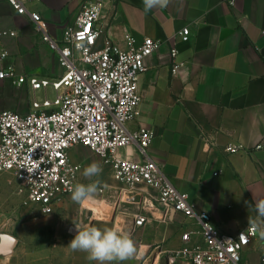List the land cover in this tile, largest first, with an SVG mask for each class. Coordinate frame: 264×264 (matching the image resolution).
Listing matches in <instances>:
<instances>
[{"label": "crops", "instance_id": "0c3cea01", "mask_svg": "<svg viewBox=\"0 0 264 264\" xmlns=\"http://www.w3.org/2000/svg\"><path fill=\"white\" fill-rule=\"evenodd\" d=\"M83 0H26L28 11L37 12L54 39L78 15ZM169 0L167 7L145 12L143 0H104V29L96 48L112 43L127 50L125 35L139 45L144 37L161 42L160 48L145 59L146 70L138 78L141 102L126 127L129 131L146 128L155 136L148 148L172 184L188 195L196 211L210 215L212 225L221 233L233 234L256 217L255 201L264 199V149L254 146L264 138V0ZM188 28V40L178 31ZM14 30L15 37L0 40L9 56L3 65H14L18 74L57 71L56 55L42 42L27 15L16 14L7 0H0V31ZM175 45L179 64L171 73L170 49ZM61 72V69H60ZM50 77V76H49ZM3 95L0 111L28 110L29 94L8 80H0ZM33 95V94H32ZM241 146L229 153L227 146ZM78 153L107 166L108 179L101 182V201L108 214L95 215L86 209L77 216L70 196L61 199L52 213L68 214L82 226L119 229L130 234L139 256L113 264H187L174 252L180 248L181 235L198 231V222L180 214L163 215L154 194L146 188L134 200L112 177L109 165L93 159L82 146H74L69 158L75 164ZM122 157L140 160L135 146L120 151ZM5 182L13 176L3 174ZM245 202H248L247 204ZM82 208L83 204H81ZM148 220L133 226L136 212ZM72 213V214H71ZM192 243L200 236L191 237ZM87 253L72 251L69 264H97ZM264 239L259 235L241 253V264H260Z\"/></svg>", "mask_w": 264, "mask_h": 264}, {"label": "built area", "instance_id": "2783aa9c", "mask_svg": "<svg viewBox=\"0 0 264 264\" xmlns=\"http://www.w3.org/2000/svg\"><path fill=\"white\" fill-rule=\"evenodd\" d=\"M104 0H83L75 20L62 31L59 39L50 36L46 22L26 9V0H7L18 15H27L42 42L55 53L61 72L56 76L18 74L14 65H3L9 53L0 44V80L35 95L28 110L0 111V174H10L16 181L15 193L24 204L34 205L44 214H50L61 199L70 196L79 183L81 164L73 163L69 151L82 146L110 166L112 177L121 184L119 192L134 200L136 192L146 188L165 216L180 214L198 222V231L181 235L182 244L174 254L187 264H241V253L258 234L248 226L236 233L219 232L211 223L210 215L196 211L186 193L180 192L148 156L154 132L139 128L129 131L126 124L132 120L141 102L138 78L146 70L145 59L156 52L161 42L144 37L139 45L129 34L125 35L127 50H119L112 43L96 48L105 19ZM233 3V0L230 2ZM14 30H1L0 40L15 37ZM188 28L178 31L181 41L188 40ZM177 49H170L171 73L179 67L175 62ZM53 92L47 96V90ZM3 89L0 86V99ZM135 146L140 160L122 157L120 151ZM264 149V138L255 146ZM241 146L229 145L226 151L238 152ZM103 188H99L101 193ZM148 217L136 212L133 226H143ZM244 233V238L241 234ZM200 241L192 243L191 237ZM260 264H264L261 256Z\"/></svg>", "mask_w": 264, "mask_h": 264}, {"label": "rangeland", "instance_id": "374dc122", "mask_svg": "<svg viewBox=\"0 0 264 264\" xmlns=\"http://www.w3.org/2000/svg\"><path fill=\"white\" fill-rule=\"evenodd\" d=\"M52 69L57 71L43 75L56 76L60 73L59 68ZM19 93L18 89L14 96L18 97ZM52 95V90L48 89L47 96ZM33 97L41 99L43 92L38 91L35 95L28 96L29 100ZM16 111L23 112L19 108ZM85 150L93 159L101 162L98 156L87 148ZM78 158L85 163V167L93 163L87 154L78 153ZM101 166L102 173L99 177L93 178L98 179L100 183L109 178L107 166ZM85 167H82L79 173V183L82 184L91 182L83 176ZM2 176L4 175L0 174V264H69L68 259L72 256L73 250L68 245L75 237L76 231L73 229L72 221L68 219V214H44L34 205L24 204L22 197L15 193L16 184L11 179L5 182ZM100 183L97 190L102 188ZM74 205V215L77 216L81 211L86 212L81 204ZM8 237L13 239L11 247L6 246Z\"/></svg>", "mask_w": 264, "mask_h": 264}, {"label": "clouds", "instance_id": "9594fccd", "mask_svg": "<svg viewBox=\"0 0 264 264\" xmlns=\"http://www.w3.org/2000/svg\"><path fill=\"white\" fill-rule=\"evenodd\" d=\"M169 0H143L145 12L154 8L167 7ZM102 166L93 162L86 166L83 176L91 181L88 184L77 183L71 190V200L77 204H83L94 198L100 181L93 180L102 173ZM246 204L248 202H245ZM254 207L256 217L248 218V229L252 234H258L264 239V199L248 204ZM76 235L68 245L73 251L87 253L88 261H95L97 264H113V262H124L139 256V249L130 234L123 233L119 229L105 227L100 229L94 226H82L74 223ZM244 238V233L241 234Z\"/></svg>", "mask_w": 264, "mask_h": 264}, {"label": "bare ground", "instance_id": "6f19581e", "mask_svg": "<svg viewBox=\"0 0 264 264\" xmlns=\"http://www.w3.org/2000/svg\"><path fill=\"white\" fill-rule=\"evenodd\" d=\"M83 207L93 212V214L95 215L102 216L103 214H107V209L105 208L103 203L101 201H96V199L94 200V198L90 201L83 203Z\"/></svg>", "mask_w": 264, "mask_h": 264}, {"label": "water", "instance_id": "95a60500", "mask_svg": "<svg viewBox=\"0 0 264 264\" xmlns=\"http://www.w3.org/2000/svg\"><path fill=\"white\" fill-rule=\"evenodd\" d=\"M12 244H13V239H12V238H10V237H8V238H7V240H6V246H9V247H11V246H12Z\"/></svg>", "mask_w": 264, "mask_h": 264}]
</instances>
